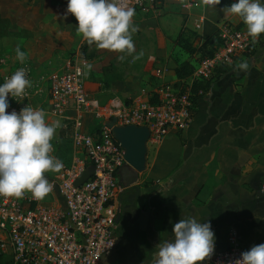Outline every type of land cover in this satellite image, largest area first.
<instances>
[{
    "label": "crops",
    "instance_id": "obj_1",
    "mask_svg": "<svg viewBox=\"0 0 264 264\" xmlns=\"http://www.w3.org/2000/svg\"><path fill=\"white\" fill-rule=\"evenodd\" d=\"M232 2L186 13L180 0H166L158 14L135 11L136 51L129 55L89 45L76 31L78 21L67 12V0H0V78L3 83L5 75L29 62L34 82L46 86L44 79L82 56L92 66L84 67L86 88L102 105L114 98L129 102L140 92L149 96L157 90L155 83L177 81L175 68L187 59L178 42L182 33L185 38L192 34L199 44L225 22L239 25V16L222 10ZM17 46L25 53L22 62ZM242 62L247 69L238 67ZM232 64L234 70L217 77L200 98L198 113L186 128L172 130L158 146L148 144L144 172L128 165L118 172L116 249L122 229L157 251L185 216L210 222L218 250L228 247L232 229L245 251L264 243V33Z\"/></svg>",
    "mask_w": 264,
    "mask_h": 264
},
{
    "label": "built area",
    "instance_id": "obj_2",
    "mask_svg": "<svg viewBox=\"0 0 264 264\" xmlns=\"http://www.w3.org/2000/svg\"><path fill=\"white\" fill-rule=\"evenodd\" d=\"M165 1L121 0V3L135 11L158 14L164 9ZM219 3L180 0V8L189 13ZM218 31L221 44L213 56L202 60L180 87L161 84L151 99L143 92L129 102L114 98L102 105L86 88L83 74L87 61L82 56L69 60L62 71L44 79L46 86L34 82L29 62L19 67L25 69L31 87H26L23 96L9 94L6 111L19 113L25 106L42 108L53 122L71 126L74 152L70 164H64L59 172L45 173L53 188L44 199H34L30 192L20 198L0 196V264H103L118 245L116 202L122 187L117 176L128 165L124 148L106 122L116 118L117 126L148 127L147 146H158L172 130L186 128L192 119L193 86L209 80L216 70L249 53L253 46L254 39L247 29L225 22ZM13 73L5 75L3 82ZM44 95H48V107L35 106V98ZM72 111L74 115L70 114ZM87 115L102 121L103 127L95 135L84 130ZM51 143V154L57 157V142L52 139ZM89 169L93 170L91 176L80 186L76 185L77 179ZM261 192L264 194V184ZM243 251L240 234L232 229L228 247L214 248L198 264H234Z\"/></svg>",
    "mask_w": 264,
    "mask_h": 264
},
{
    "label": "clouds",
    "instance_id": "obj_3",
    "mask_svg": "<svg viewBox=\"0 0 264 264\" xmlns=\"http://www.w3.org/2000/svg\"><path fill=\"white\" fill-rule=\"evenodd\" d=\"M222 10L239 16L254 40L264 33V0H233ZM67 12L75 16L76 31L89 45L129 55L136 51L132 39V33L138 30L132 20L135 9L121 0H67ZM15 52L24 61L25 53L19 46ZM124 58L118 56L120 60ZM91 67L85 65L87 69ZM238 67L247 69L248 64L242 62ZM26 87H31V81L26 78L24 68L0 83V196L20 198L30 192L34 199L42 200L53 188L45 173L59 172L64 167L63 161L51 154V141L60 124L46 122L42 108L25 106L19 113L6 111L9 94L23 96ZM214 248L215 233L210 222L202 223L195 217L185 216L174 223L172 237L157 245L155 264H198ZM234 264H264V243L243 251Z\"/></svg>",
    "mask_w": 264,
    "mask_h": 264
},
{
    "label": "rangeland",
    "instance_id": "obj_4",
    "mask_svg": "<svg viewBox=\"0 0 264 264\" xmlns=\"http://www.w3.org/2000/svg\"><path fill=\"white\" fill-rule=\"evenodd\" d=\"M188 37L186 38V43L180 42L179 46L184 51V53L188 57V52L182 48L183 44H185L186 48L190 49H197L200 47L201 43L196 44L194 36L192 34H188ZM196 56L194 55L192 57V60H194ZM0 83H2V79L0 78ZM177 88L181 85H178V80L174 83ZM160 84L155 83L154 88H158ZM143 92H140L142 94ZM139 94V95H140ZM155 91H152L149 95V98L151 99L155 95ZM37 105H40L43 108L48 107V95H44L42 100H34ZM60 126L56 129L55 136L53 137V140L58 141L61 139L60 147H59V154L58 157L63 161L64 164L68 163L70 161V157L73 154L74 150L71 145V126L65 125L62 123H59ZM84 130L88 133L95 130L96 128H102V121H96L92 117H85L84 118ZM48 173H51L49 171ZM119 235L121 237V241L119 243V248L115 249L111 255L103 261V264H155V256L154 253L156 250H154L155 245L154 244H148L146 242H142L141 240H135L137 237L135 235V232L129 231V233H124L121 229L119 231Z\"/></svg>",
    "mask_w": 264,
    "mask_h": 264
},
{
    "label": "trees",
    "instance_id": "obj_5",
    "mask_svg": "<svg viewBox=\"0 0 264 264\" xmlns=\"http://www.w3.org/2000/svg\"><path fill=\"white\" fill-rule=\"evenodd\" d=\"M230 4H227L229 6ZM240 18V17H239ZM245 24L240 18V23L237 26L238 29H245L243 28ZM262 34L259 35L261 37ZM186 38L183 36V33L180 35L178 42H185ZM186 43V42H185ZM221 44V39L219 37V31L217 30L212 36L207 37L203 40L200 47L197 49H190L186 48L185 44L183 47L188 53V57L184 62L178 64L175 68V76L179 82L178 85H182L183 81L190 77L196 70L198 64L209 57H212L216 48ZM196 56L194 60H192L193 56ZM234 70L233 64L231 63L228 66H224L216 70L215 74L207 81L201 82L199 84H195L192 89V102H193V109L191 111L192 117H194L198 113V102L200 98L211 91L214 83L217 81V77L226 75ZM100 132V128H96L95 130L91 131L90 134L95 135ZM61 139L56 144V155L58 157L59 154V147H60ZM72 145V143H71ZM72 156L70 157V161L66 164H70L72 160ZM59 158V157H58ZM6 264H10L7 262Z\"/></svg>",
    "mask_w": 264,
    "mask_h": 264
},
{
    "label": "water",
    "instance_id": "obj_6",
    "mask_svg": "<svg viewBox=\"0 0 264 264\" xmlns=\"http://www.w3.org/2000/svg\"><path fill=\"white\" fill-rule=\"evenodd\" d=\"M106 126L111 129L115 139L125 150V159L131 168L136 172L142 173L146 170L148 147L147 142L150 139V130L146 126H117V119L114 118L106 122ZM92 169L83 173L76 181L80 186L92 174ZM120 213V210L118 211ZM120 223V215L116 220Z\"/></svg>",
    "mask_w": 264,
    "mask_h": 264
}]
</instances>
